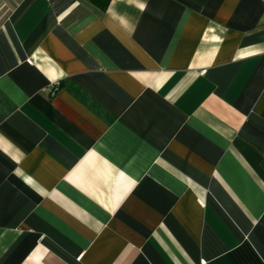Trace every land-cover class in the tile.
I'll return each instance as SVG.
<instances>
[{
	"label": "crops",
	"instance_id": "obj_1",
	"mask_svg": "<svg viewBox=\"0 0 264 264\" xmlns=\"http://www.w3.org/2000/svg\"><path fill=\"white\" fill-rule=\"evenodd\" d=\"M0 264H264V0H0Z\"/></svg>",
	"mask_w": 264,
	"mask_h": 264
}]
</instances>
